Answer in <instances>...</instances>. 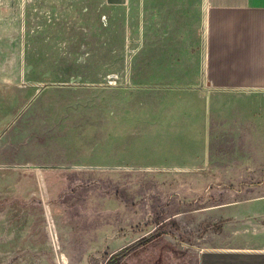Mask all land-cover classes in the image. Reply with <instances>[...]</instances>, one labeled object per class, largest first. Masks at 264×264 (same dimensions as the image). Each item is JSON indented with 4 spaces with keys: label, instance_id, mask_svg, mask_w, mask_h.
Wrapping results in <instances>:
<instances>
[{
    "label": "rangeland",
    "instance_id": "1",
    "mask_svg": "<svg viewBox=\"0 0 264 264\" xmlns=\"http://www.w3.org/2000/svg\"><path fill=\"white\" fill-rule=\"evenodd\" d=\"M16 3L0 0V264L264 249V94L151 91L97 0H24L4 26ZM171 62L165 84L192 69Z\"/></svg>",
    "mask_w": 264,
    "mask_h": 264
},
{
    "label": "crops",
    "instance_id": "2",
    "mask_svg": "<svg viewBox=\"0 0 264 264\" xmlns=\"http://www.w3.org/2000/svg\"><path fill=\"white\" fill-rule=\"evenodd\" d=\"M15 6L16 23L2 20L4 26L23 25L24 0ZM96 10L110 18V27L126 29L129 43L143 46L151 91L264 94V0H97ZM171 61L184 69L192 61V69L179 82L165 84L163 69L173 67ZM3 82L0 78V140L9 125ZM198 264H264V249L208 250Z\"/></svg>",
    "mask_w": 264,
    "mask_h": 264
},
{
    "label": "bare ground",
    "instance_id": "3",
    "mask_svg": "<svg viewBox=\"0 0 264 264\" xmlns=\"http://www.w3.org/2000/svg\"><path fill=\"white\" fill-rule=\"evenodd\" d=\"M51 231V230H50ZM52 245V244H51Z\"/></svg>",
    "mask_w": 264,
    "mask_h": 264
}]
</instances>
